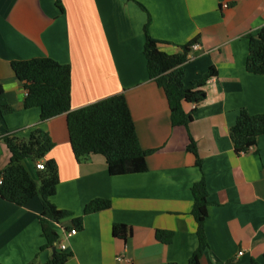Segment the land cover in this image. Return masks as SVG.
<instances>
[{"label":"crops","instance_id":"0c3cea01","mask_svg":"<svg viewBox=\"0 0 264 264\" xmlns=\"http://www.w3.org/2000/svg\"><path fill=\"white\" fill-rule=\"evenodd\" d=\"M54 2L0 0V88L14 110L0 114V173L10 158L2 137L26 138L35 128L48 133L53 147L46 158L59 175L52 202L82 217V229L67 240L62 232L71 229V219L53 226L70 255L65 264H186L197 248L191 188L202 179L208 206L199 263L264 264V136L237 154L228 135L240 109L264 113V75L245 70L247 35L257 37L264 25V0H63L62 12ZM148 16L149 35L165 54H180L197 39L199 49H190L184 65L186 87L209 69L216 72L203 86L202 102L182 103L187 126L171 125L164 93L148 78ZM35 58L70 67L72 110L125 96L141 149L153 151L144 173L110 176L101 155L75 160L66 116L40 123L37 108H23L26 92L10 64ZM190 140L200 167L187 151ZM23 163L34 176L35 164ZM95 199L110 207L83 215ZM40 213L37 198L23 207L0 198V264L51 259L52 249H41ZM114 224L130 227L126 241L113 237ZM157 230L172 232V242H158Z\"/></svg>","mask_w":264,"mask_h":264},{"label":"trees","instance_id":"16d2710c","mask_svg":"<svg viewBox=\"0 0 264 264\" xmlns=\"http://www.w3.org/2000/svg\"><path fill=\"white\" fill-rule=\"evenodd\" d=\"M62 1L54 2L60 12L63 11ZM138 5L145 11L142 5ZM149 24L148 16L144 26L143 45L148 78L164 93L171 125L187 126L190 116L183 112L182 103L198 105L202 102L205 98L203 86L209 78L216 75V72L214 69H209L199 80L193 81L189 87H186L183 84L184 65L190 53V46L196 43L197 39L183 46L182 53L168 55L160 50V42L149 35ZM247 40L248 55L245 70L249 74L263 76L264 25L257 37L247 35ZM10 67L26 92L23 99L25 110L37 108L40 123L60 115L66 116L67 133L75 160L80 161L85 155H101L105 158L110 176L140 174L147 170L146 158L153 151L141 149L133 119L122 93L72 110L71 69L68 65H61L50 58H35L13 61ZM13 111L0 88L1 116L12 114ZM228 135L237 154L255 148L258 139L264 136V113L250 115L246 109H240L234 125L228 130ZM1 141L10 158L0 173L2 179L0 198L18 207L25 206L34 198L40 201L41 213L38 216V223L41 237L45 241L41 249L55 248L51 259L45 264H65L70 255L56 249L60 240L53 226L70 218L71 228L81 230L82 217H73L72 212L59 209L52 202L59 184V175L55 161L46 158L53 147L50 136L41 128H35L26 138H19L16 133H12L2 137ZM187 151L196 157V165L200 167L201 160L197 156L192 140ZM24 160H30L35 166L38 161H42L44 169L37 170L34 166V176H32L24 165ZM191 194L193 205L190 215L196 224L197 248L186 264H200L202 250L206 245L204 223L208 206V194L203 179L192 186ZM109 207L108 200L95 199L85 205L83 215L100 212ZM112 235L116 239L126 241L131 235V229L126 225L114 224ZM155 238L161 244L168 245L172 242L173 233L157 230ZM226 264H234V262L228 261Z\"/></svg>","mask_w":264,"mask_h":264},{"label":"built area","instance_id":"2783aa9c","mask_svg":"<svg viewBox=\"0 0 264 264\" xmlns=\"http://www.w3.org/2000/svg\"><path fill=\"white\" fill-rule=\"evenodd\" d=\"M223 7L226 8L227 5L225 4ZM190 49L193 50V51H195V50H198V49H199V46L197 45V43H194V44H192V45L190 46ZM36 169H37V170H43V169H44V163H43L42 161L37 162V163H36ZM1 181H2V179H1V177H0V183H1ZM76 233H77V230H76L75 228H71V229L68 230V231H66V230L63 231V232H62V236L64 237V239L67 240V239H69L70 237L74 236ZM57 246H58V248H59V250H60L61 252H64V251L66 250L65 245H64L61 241H59V243H58ZM242 255H243V251L241 250V251H239V252L237 253V255H236V259L240 258Z\"/></svg>","mask_w":264,"mask_h":264},{"label":"water","instance_id":"95a60500","mask_svg":"<svg viewBox=\"0 0 264 264\" xmlns=\"http://www.w3.org/2000/svg\"><path fill=\"white\" fill-rule=\"evenodd\" d=\"M52 252H53V254H54V252H55V248L52 250Z\"/></svg>","mask_w":264,"mask_h":264},{"label":"bare ground","instance_id":"6f19581e","mask_svg":"<svg viewBox=\"0 0 264 264\" xmlns=\"http://www.w3.org/2000/svg\"><path fill=\"white\" fill-rule=\"evenodd\" d=\"M1 176V175H0Z\"/></svg>","mask_w":264,"mask_h":264}]
</instances>
